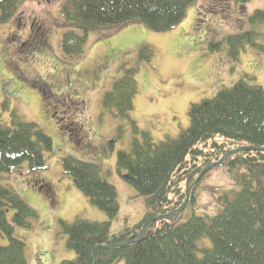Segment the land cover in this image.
<instances>
[{
    "label": "trees",
    "instance_id": "1",
    "mask_svg": "<svg viewBox=\"0 0 264 264\" xmlns=\"http://www.w3.org/2000/svg\"><path fill=\"white\" fill-rule=\"evenodd\" d=\"M23 1L0 0V24L16 18ZM197 2L68 0L62 8L68 28L62 33V50L67 56L82 57L86 53L88 30L100 26L142 23L156 32L172 30L184 21L190 6ZM250 2L210 0V4L205 5L202 1L194 17L199 26L195 31L208 21L207 11L214 6L221 5L227 13L234 5L240 10ZM248 19V30L226 38L232 47L230 55L237 60L246 45L258 47L257 39L264 37V33H259V27L264 26V8L256 9ZM81 29L82 33L78 32ZM37 41L38 52L50 49V38L46 41L45 37H40ZM16 64L11 62L9 67L18 70V76L25 79L24 69ZM138 70V66L128 70L104 93V111L126 123L118 126L114 141L107 142L95 141L90 136V124L74 120V112L85 109L81 105L85 100H76L79 97L73 90L74 101L71 102L57 95L62 93L59 89L64 84L53 89L50 83L42 81L44 79L42 84L40 79H28L39 90L43 85L53 93L49 99V95L42 92L44 88L40 90L47 105L50 102L55 105L49 106L48 115L57 116L61 134L68 133L65 143L72 141L78 151L90 158L99 154L98 162L59 155L64 172L89 201L85 217L77 214L73 221L62 220L66 247L74 250L76 256L60 264H91L93 255V264H115L122 259L124 264H264V150L234 151L242 147L264 148V86L240 78L211 97L191 102L187 126L175 135L166 133L165 137L156 139L149 129L140 128L131 117L138 92L135 78ZM62 113L69 129L59 120ZM11 116V126L0 124V174L11 173L14 168L25 167L30 170L29 174L45 168L46 153L55 152L51 136L37 122L25 120L19 112L14 111ZM75 128H81L78 139ZM175 129L173 122L166 130ZM128 133H131L129 145L117 150V168L113 171L128 183L121 201L116 185L109 180L115 168L108 165L113 161H108L107 150L114 148L115 141L127 140ZM225 155L218 166L226 169L232 186L210 191L213 195L211 193L212 198L206 203L203 182L215 167L205 173L202 171ZM41 180L49 183L31 175L25 179L30 186ZM16 187L18 189L3 183L0 175V231L8 236V243L0 244V264H29L25 239L14 237V225L30 226L31 219L38 213L27 202V196L32 199L31 191L27 192L18 184ZM188 191L189 202L179 212L186 204ZM53 195L54 192L48 197ZM134 202L144 208V213L138 223V219H129L130 226L128 218L121 222L118 215L121 208L130 209ZM8 210H15L12 224L8 221ZM88 215L105 218L96 220ZM117 226L124 228L118 230ZM123 242L129 243L97 248Z\"/></svg>",
    "mask_w": 264,
    "mask_h": 264
},
{
    "label": "rangeland",
    "instance_id": "2",
    "mask_svg": "<svg viewBox=\"0 0 264 264\" xmlns=\"http://www.w3.org/2000/svg\"><path fill=\"white\" fill-rule=\"evenodd\" d=\"M67 1L24 0L19 11L25 12L21 24H16L18 22L15 21L14 24L11 22L0 26V120L3 124L9 125L11 111L15 110L25 120L37 122L54 142L55 153H46V167L31 174L51 183L54 191L51 186H44V191H47L45 193L43 183L30 186V183L25 181L29 177L28 174L24 175V172L27 173L25 168L0 174L3 183L14 185L16 189L18 184L24 190L26 185L31 191L32 199L27 196L29 201H26L38 215L31 219L30 226L15 225L13 231L14 237L25 239L29 264H60L63 260L76 256L74 250L66 247L67 235L62 232V220L73 221L77 214L85 217L89 212L87 204L89 201L64 172L59 155L69 154L82 160L96 162L99 154L90 158L83 151H78L72 141L65 143L68 133L61 134L57 129L56 120L46 113L50 105L54 107L55 105L51 102L47 105L46 100L40 95V90L28 79L36 81L40 79V84L44 79L53 89L64 84L59 89L62 93L56 92L60 98L66 97L73 102L74 92L79 97L76 100H85L81 103L85 109L76 110L73 117L75 121L90 124V136L97 142L114 141L118 126L126 124L125 120L112 118L109 112L104 111L103 96L105 91L111 88L114 80L123 77L134 67L139 68L135 73L138 92L131 117L140 128L149 129L156 139L165 137L166 133L175 135L180 128L187 126L191 102L211 97L219 89L233 85L240 78L264 86V37L257 39L258 47L246 45L240 60L230 55L232 47L226 41L227 36L249 29V16L256 9L264 8V0H251L240 10L234 5L227 13L224 12L226 9L220 7L221 5L219 8L214 6L207 11L208 21L203 22L201 24L203 27L198 31H195L199 26H196L194 20L198 5L202 1L208 5L210 0H198L190 6L186 18L179 26L164 32L150 30L142 23L93 28L87 32L86 53L82 57L67 56L62 50V33L68 29L62 8ZM31 18L37 23L41 22V26L47 25L46 29L51 33V47L42 52H38L40 50L37 49V57L33 55L28 60H20L23 57L19 52L20 42L17 44L16 41L18 53L15 54H10L4 44L8 45L15 40L14 34L9 33L12 26L16 29L20 26V30L23 29V24L29 27ZM259 29L261 30H258L259 33H264V26ZM204 31L206 33H203ZM78 32L82 33V29ZM11 62H16L17 66L24 69L25 79L18 76V70L9 67ZM46 91L48 89L45 87L43 94L49 95V99L54 96L52 92ZM60 118L69 129L64 113L60 114ZM173 122L176 129L167 131ZM78 129H74L76 139L81 135V128L79 131ZM130 136L131 133H128L125 136L127 140L115 141L114 148L107 150L108 161H113L108 162V165L115 168L111 170L109 176L117 186L121 201L127 185L121 183L124 180L121 175L116 176L114 173L117 168L116 156L117 150L129 145ZM58 143L61 146L58 147L56 145ZM230 186L232 181L224 167L211 170L203 182L205 191L203 200L209 203L213 191ZM52 192L56 194L53 199L48 197ZM130 206H132L130 209L125 206L120 211L121 222L126 218L139 219L143 215L144 208L141 205L134 202ZM90 211L93 212L91 209ZM14 212L15 210L8 211L9 221H12ZM88 216L96 220L105 218L99 215ZM7 243V234H0V244ZM115 264H124V260Z\"/></svg>",
    "mask_w": 264,
    "mask_h": 264
},
{
    "label": "flooded vegetation",
    "instance_id": "3",
    "mask_svg": "<svg viewBox=\"0 0 264 264\" xmlns=\"http://www.w3.org/2000/svg\"><path fill=\"white\" fill-rule=\"evenodd\" d=\"M23 15V14H22ZM22 15L20 16V19L22 18ZM30 23V29L28 32H21L18 31L14 34L15 41L12 43L14 48L16 49V39L17 44L20 42L19 48H21L20 52L25 53L27 56L32 54L35 49L36 41L39 40L40 37H45L48 40V30L45 27H41V25H35V21L33 18H31ZM44 33V35L42 34ZM46 40V41H47Z\"/></svg>",
    "mask_w": 264,
    "mask_h": 264
},
{
    "label": "water",
    "instance_id": "4",
    "mask_svg": "<svg viewBox=\"0 0 264 264\" xmlns=\"http://www.w3.org/2000/svg\"><path fill=\"white\" fill-rule=\"evenodd\" d=\"M243 149H262V150H264V148H254V147H242V148H239V149H236V150H234V151H238V150H243ZM231 153V152H230ZM223 160V159H222ZM222 160L221 161H219L217 164H220L221 162H222ZM214 165H216V164H214ZM212 166V165H211ZM210 166V167H211ZM210 167H208V168H210ZM206 170V169H205ZM205 170H204V172H205ZM203 172V173H204ZM188 201V200H187ZM187 204V203H186ZM185 204V205H186ZM185 205L179 210V211H181L184 207H185ZM145 228L146 227H144L143 229H142V236H143V233H144V231H145ZM141 236V237H142ZM126 243H128V242H123V243H120V244H112V245H106V246H103V245H101V246H98L97 248H99V247H109V246H123V245H125ZM95 252V251H94ZM94 252H93V254H94ZM93 261H94V255H93V257H92V260H91V264H93Z\"/></svg>",
    "mask_w": 264,
    "mask_h": 264
}]
</instances>
